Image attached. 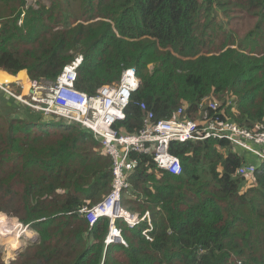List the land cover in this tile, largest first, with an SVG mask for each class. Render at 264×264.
I'll list each match as a JSON object with an SVG mask.
<instances>
[{
    "label": "trees",
    "instance_id": "trees-1",
    "mask_svg": "<svg viewBox=\"0 0 264 264\" xmlns=\"http://www.w3.org/2000/svg\"><path fill=\"white\" fill-rule=\"evenodd\" d=\"M77 54L76 88L88 95L137 69L141 86L116 126L127 134L143 126L140 103L157 120L181 108L197 118L225 93L235 98L226 118L264 131V0H0L1 71L54 81ZM0 93V214L38 235L9 263L0 248V264H264V163L249 184L238 176L248 158L224 141L173 143L181 176L136 155L123 204L150 212L152 241L147 223L118 221L129 247H106L109 219L90 227L81 214L112 191L101 142Z\"/></svg>",
    "mask_w": 264,
    "mask_h": 264
},
{
    "label": "built area",
    "instance_id": "built-area-1",
    "mask_svg": "<svg viewBox=\"0 0 264 264\" xmlns=\"http://www.w3.org/2000/svg\"><path fill=\"white\" fill-rule=\"evenodd\" d=\"M26 1L31 6L38 0ZM83 60L82 55L76 57L54 81L45 78L30 80L28 77V91L24 96L15 94L12 85H0V90L44 117H57L82 126L101 142V151L113 161L112 191L93 208L84 207L81 214L90 227L103 217L109 219L106 247L111 244L129 247L118 221L130 229L147 223L143 235L152 241L150 233L154 227L150 212L144 215L133 213L123 204L124 199L134 198L129 177L138 166L136 155L150 156L158 169L181 176L183 167L179 157L171 153V145L212 139L224 141L235 152L257 160L260 165L264 163V131L243 127L226 118V108L232 106L231 103L219 111L218 103L204 102L197 118H183L185 111L181 108L174 118L162 120L156 119L146 103H140L138 106L144 113L142 128L135 134L117 129L116 126L126 120L125 111L132 95L141 86L137 69H125L119 82L102 86L95 95H88L76 88ZM16 86L22 87L19 83ZM256 168L257 165L249 160L238 170V176L251 184Z\"/></svg>",
    "mask_w": 264,
    "mask_h": 264
},
{
    "label": "rangeland",
    "instance_id": "rangeland-1",
    "mask_svg": "<svg viewBox=\"0 0 264 264\" xmlns=\"http://www.w3.org/2000/svg\"><path fill=\"white\" fill-rule=\"evenodd\" d=\"M223 26H224V22H221V23H219L217 28L219 29V28H222ZM78 56H81V55L77 54L76 57H78ZM148 69L150 71H153L154 64L149 65ZM18 76H19V73L17 74V76H14L15 78H13V77H10L6 73L3 72L2 75L0 76V81H2V82L12 81L10 83H4L3 85H12L13 92L15 94L24 96L25 94H27V86L24 85L23 81L19 80L20 78H18ZM27 77H29V76H27ZM14 79H16V80L13 81ZM30 80L28 79V82ZM47 80L53 81L51 79H47ZM15 83L16 84L19 83L20 85H22V87H17ZM13 85H15V87ZM1 96H2V94L0 93V97ZM234 101H235V98H233L231 95H226V93H225V94L221 95L220 97L219 96L218 97L210 96L206 102L207 103L216 102V103H218L219 107L226 108V105L228 103H231V105H234V103H233ZM20 104H21V106L19 107V110H20V113H22L23 112L22 109L24 107L26 108L27 106H25L22 103H20ZM235 112H236V108L234 110V113ZM34 113H32V115H35ZM51 118L54 120L55 125H60V124L62 125V124L67 123V121L60 119V118H56V117H51ZM229 120L232 121L231 119H229ZM44 121L45 120H43V122ZM232 122H234V121H232ZM57 123H59V124H57ZM234 123H236V122H234ZM236 124H238V123H236ZM99 151L101 152L100 148H99ZM248 160L253 162L255 165H260L258 163V161L255 159L249 158ZM3 214L4 213L0 214V248L3 250L2 254H3V258H4L5 262L9 263L10 261L17 259L18 255L21 253V251H23L24 248L27 247L28 244H30V243L32 244V243L37 242L38 241V235L29 226L22 225L19 222L18 218L10 217L6 214H4V215Z\"/></svg>",
    "mask_w": 264,
    "mask_h": 264
},
{
    "label": "bare ground",
    "instance_id": "bare-ground-1",
    "mask_svg": "<svg viewBox=\"0 0 264 264\" xmlns=\"http://www.w3.org/2000/svg\"><path fill=\"white\" fill-rule=\"evenodd\" d=\"M16 79H14L13 81H15ZM20 81H23L22 79H19ZM10 82H12V81H9V82H2V81H0V85H3L4 83H10ZM23 83H24V85H26L27 86V91H28V83H26V82H24L23 81ZM16 230V229H15Z\"/></svg>",
    "mask_w": 264,
    "mask_h": 264
},
{
    "label": "crops",
    "instance_id": "crops-1",
    "mask_svg": "<svg viewBox=\"0 0 264 264\" xmlns=\"http://www.w3.org/2000/svg\"><path fill=\"white\" fill-rule=\"evenodd\" d=\"M1 71V70H0ZM1 72H4V71H1ZM26 72V71H25ZM4 73H6L8 76H10V77H13V78H15L14 76H12V75H10V74H8L7 72H4ZM27 73V72H26ZM28 75V74H27Z\"/></svg>",
    "mask_w": 264,
    "mask_h": 264
},
{
    "label": "water",
    "instance_id": "water-1",
    "mask_svg": "<svg viewBox=\"0 0 264 264\" xmlns=\"http://www.w3.org/2000/svg\"><path fill=\"white\" fill-rule=\"evenodd\" d=\"M50 120L52 119V118H49Z\"/></svg>",
    "mask_w": 264,
    "mask_h": 264
}]
</instances>
